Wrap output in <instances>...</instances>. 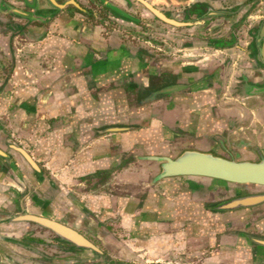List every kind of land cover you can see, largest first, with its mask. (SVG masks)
<instances>
[{
	"label": "crops",
	"instance_id": "crops-1",
	"mask_svg": "<svg viewBox=\"0 0 264 264\" xmlns=\"http://www.w3.org/2000/svg\"><path fill=\"white\" fill-rule=\"evenodd\" d=\"M196 1L226 13L187 19L189 31L167 29L158 46L111 14L0 0V264L75 256L25 214L124 263L264 264L252 240L264 238V203L216 210L233 185L154 180L147 159L184 147L264 154V0L175 3Z\"/></svg>",
	"mask_w": 264,
	"mask_h": 264
},
{
	"label": "water",
	"instance_id": "water-1",
	"mask_svg": "<svg viewBox=\"0 0 264 264\" xmlns=\"http://www.w3.org/2000/svg\"><path fill=\"white\" fill-rule=\"evenodd\" d=\"M52 2V0H50ZM115 13L130 17L125 11L115 4L106 0H98ZM143 8L149 11L155 18L171 26H180L189 24V21L183 22L175 18L168 17L158 8L152 6L145 0H136ZM53 3V2H52ZM12 11L22 17H29V12L15 9ZM225 10L207 9L200 15V19L223 15ZM198 18V19H199ZM259 57L264 63V35L261 37L259 46ZM147 159L157 162L154 180L162 178H172L180 176H198L208 179L218 180L227 184L236 186L253 185L256 188L264 189V157L257 153V157H243L236 159L229 151L225 153L217 152L211 148L184 147L174 155H149ZM264 203V191L238 194L227 199L221 200L215 205L216 210L231 211L242 208H252ZM21 218L29 220L40 227L52 232L59 239L73 244L76 247L88 248L99 252L97 247L88 241L82 234L76 230L53 221L51 219L25 214ZM252 240L264 246V238H252Z\"/></svg>",
	"mask_w": 264,
	"mask_h": 264
},
{
	"label": "rangeland",
	"instance_id": "rangeland-1",
	"mask_svg": "<svg viewBox=\"0 0 264 264\" xmlns=\"http://www.w3.org/2000/svg\"><path fill=\"white\" fill-rule=\"evenodd\" d=\"M79 1H81L84 6H87L90 9H92V11L96 13L97 17H103L105 13L107 12V9H105L103 5L98 2V0H79ZM166 1L169 2V0H166ZM174 1L176 3L178 2L185 3V1H188V0H174ZM175 2L172 1V3H174L175 6H171L172 4L167 5L164 0L160 2H155V3L158 6L156 8H158L162 13L166 14V16L168 17H172V18L175 17L176 19L178 14L184 13L182 19L180 18V20H183V21L187 19L189 20L196 19L198 15L201 13V7L199 6L197 1L190 4L189 6H186V5L182 6L181 4L176 5ZM130 4L135 6L136 9L140 11L141 15H147V16L142 17L141 21L139 22L140 28L139 26H136L128 30L132 35L135 34V36L138 37L139 40H146L148 42H151L153 44L155 43L158 46H160V44L163 43L161 42L162 39L163 40L165 39V37L161 36L160 34L161 33L163 34V32L167 29L178 27V26H171V25L165 24L162 21L155 18L150 12L147 13L146 10H144L143 7L140 5V3L136 0H126L125 6L128 7V5ZM193 25L198 26V24H195V23H193ZM181 26L182 28H178L177 30H175V33H177L176 31L178 32L182 31V33H184V31L185 32L189 31L187 26L185 25H181ZM156 32L158 33L156 34ZM177 35H180V33H178ZM231 155L235 158H243L242 153H239V154L231 153ZM250 155L253 156L252 153ZM48 232L50 231L47 230V233ZM61 243H62V254H65L66 252L72 249L68 244L64 242H61ZM62 260H63L62 264H69V261H65L67 259H64V257L62 258ZM71 264H140V263L139 262H136V263L125 262L124 263L122 261H119L116 258L110 257L105 251L101 254L94 255L91 259L74 260L72 261Z\"/></svg>",
	"mask_w": 264,
	"mask_h": 264
},
{
	"label": "flooded vegetation",
	"instance_id": "flooded-vegetation-1",
	"mask_svg": "<svg viewBox=\"0 0 264 264\" xmlns=\"http://www.w3.org/2000/svg\"><path fill=\"white\" fill-rule=\"evenodd\" d=\"M46 4H48L49 6H53L55 8L57 7H63L64 9H75V7L77 8H80L81 11L83 13H85L86 15H92V13L94 11H92V9H90L89 7L87 6H84L82 4V2H80L79 0H52V2L50 0H44ZM24 4L26 5V7L28 9H31L35 6L36 4V0H23ZM99 2V1H98ZM100 3V2H99ZM113 3V2H111ZM101 4V3H100ZM115 4V3H113ZM103 5V4H102ZM141 5V4H140ZM133 5H128V7L125 6V8L119 6V8H121L123 11H125L127 14L130 15V17H124V16H121L117 13H115L114 11H112L111 9H109L108 7H106L105 5H103V7L105 9H107V12L105 13L104 16H107V14H111L113 15L114 17H120V18H123V20L126 21V25L129 27L131 26H137L139 25V19L138 17L136 16L137 15V11L136 10H133L131 9ZM142 6V5H141ZM143 7V6H142ZM89 8V9H88ZM145 9V8H143ZM146 10V9H145ZM95 13V12H94ZM202 13V12H201ZM201 13L199 14V16L201 15ZM204 13V12H203ZM202 13V14H203ZM96 14V13H95ZM119 15V16H118ZM99 19L101 17H98ZM184 22V21H183ZM186 22V21H185ZM187 25V24H186ZM181 26V25H180ZM259 44H261V40L259 41ZM224 149H222V151L220 150L221 153H225V151H223ZM253 156L249 155L247 157H257V154L255 152H253L252 154ZM263 157H264V154H262ZM235 158V157H234ZM236 159H239V158H236ZM234 186V189H233V193H232V196H235V195H238V194H245V193H251V192H259V191H264V189L262 188H256V186H253V185H245V186ZM69 252V251H68ZM67 253V252H66Z\"/></svg>",
	"mask_w": 264,
	"mask_h": 264
},
{
	"label": "trees",
	"instance_id": "trees-1",
	"mask_svg": "<svg viewBox=\"0 0 264 264\" xmlns=\"http://www.w3.org/2000/svg\"><path fill=\"white\" fill-rule=\"evenodd\" d=\"M60 241L66 243L68 245H70V247L72 248V250H74L76 252V254H75L74 257L69 258V256H68L67 258H64V259H67L68 261H70V259H71V261L78 260V259L79 260L80 259H91L94 255H97L98 254V252L93 251L91 249L83 248V247H76L73 244L68 243L66 241H63L61 239H60Z\"/></svg>",
	"mask_w": 264,
	"mask_h": 264
}]
</instances>
